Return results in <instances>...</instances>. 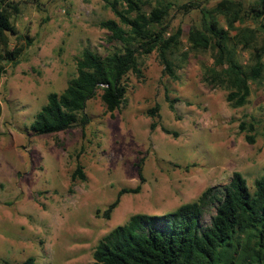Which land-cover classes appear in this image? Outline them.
<instances>
[{
	"label": "rangeland",
	"instance_id": "1",
	"mask_svg": "<svg viewBox=\"0 0 264 264\" xmlns=\"http://www.w3.org/2000/svg\"><path fill=\"white\" fill-rule=\"evenodd\" d=\"M12 1L18 12L10 17L16 34L8 35V47L21 51L15 63H2L0 74V264L27 257L36 264H92L96 243L133 214L172 212L227 183L233 171L253 190L254 179L264 174V77L250 84L240 107L226 102L223 88L203 82L211 55L188 49V28L199 26L200 16L176 8L187 0H165L173 3L167 31L181 29L178 49L169 56L174 78L162 72L154 50L138 54L140 75H124L123 103L112 116L97 88L78 114L86 123L44 134L30 124L47 94H59L75 75L81 50L120 49L98 26L117 18L104 0ZM143 1L147 9L157 0ZM200 1L211 7L218 0ZM246 56L239 52L242 62ZM154 105L151 116L147 110ZM240 122L252 129L240 131ZM77 164L84 178L71 181ZM121 189L126 191L118 195ZM213 212L204 208L202 223Z\"/></svg>",
	"mask_w": 264,
	"mask_h": 264
},
{
	"label": "trees",
	"instance_id": "2",
	"mask_svg": "<svg viewBox=\"0 0 264 264\" xmlns=\"http://www.w3.org/2000/svg\"><path fill=\"white\" fill-rule=\"evenodd\" d=\"M172 4L157 0L146 9L143 0H104L117 19L100 20L98 26L109 32L108 39L120 42V49L99 54L83 48L75 59V75L59 94H47L30 124L31 130L44 134L68 128L76 121L86 123L85 114H78L97 88L104 111L112 116L123 103L124 75H140L138 54L154 50L162 72L174 78L169 56L178 49L181 29L177 26L168 32L164 22ZM176 8L199 13V26H189L186 42L189 50L210 51L211 62L203 68L202 81L223 88L231 107L244 105L250 84H259L264 77V0L247 4L218 0L211 7L200 0H187ZM17 12L16 2L0 0V74L4 72L2 63H15L21 51L18 46L8 47V35L16 34L10 17ZM239 52L247 54L245 62L239 59ZM180 55L185 56L186 51ZM157 109L154 105L147 113L156 115ZM238 129L250 131L252 126L240 122ZM244 137L252 142L248 134ZM137 173L140 176L139 169ZM76 178H84L79 164L70 174L71 181ZM116 203L117 198L108 205L106 217ZM208 206L214 212L204 224L202 210ZM91 256L92 264H264V174L254 179L252 191L240 173L233 171L227 183L207 188L195 202L181 204L172 212L133 214L124 225L104 235ZM19 264L36 263L27 257Z\"/></svg>",
	"mask_w": 264,
	"mask_h": 264
}]
</instances>
